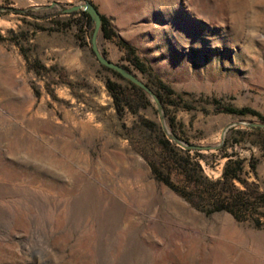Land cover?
<instances>
[{"label":"rangeland","instance_id":"rangeland-1","mask_svg":"<svg viewBox=\"0 0 264 264\" xmlns=\"http://www.w3.org/2000/svg\"><path fill=\"white\" fill-rule=\"evenodd\" d=\"M83 1L0 0V264H264V226L192 205L127 136L163 117L179 144L210 145L198 149L210 177L236 151L262 157L263 179L264 126L251 122L264 123V0H92L179 102L161 111L148 93L121 114L106 79L126 80L64 10ZM115 38L101 31L102 51L151 83Z\"/></svg>","mask_w":264,"mask_h":264},{"label":"trees","instance_id":"trees-1","mask_svg":"<svg viewBox=\"0 0 264 264\" xmlns=\"http://www.w3.org/2000/svg\"><path fill=\"white\" fill-rule=\"evenodd\" d=\"M69 13H80V20L87 27L91 42L94 28L91 15L83 9L72 10ZM102 17L103 35L109 38H114L116 35L117 38L115 39L121 47L126 49L129 59L149 76L151 83L153 82L161 87V90L160 88L157 89V93L165 105L168 101L178 104L179 102L175 99L168 100L162 92V87L168 94L174 91L173 88L155 74L151 65L147 64L136 52L134 45L115 33L109 20L103 14ZM28 59L35 65L39 73L40 67L47 68L38 57L33 59L28 57ZM102 65L118 77L126 80V83H123L112 77L106 79V85L113 96L118 113L121 114L126 109L138 112L141 106H146L151 102L150 95L143 87L124 77L117 70ZM125 66L131 69L128 65ZM148 83L151 84L150 81ZM184 105L188 108L192 107L190 104ZM226 109L240 113L250 111L258 113L250 107L236 108L229 106ZM140 122L143 127V135L139 136L134 131V127H128L127 136L133 146L145 156L153 175L158 180L170 186L192 205L206 212L227 210L239 220H247L257 227L264 226V178H260L259 171L262 157L254 153L250 156H240L236 151L223 152L222 155L227 158L224 162L222 174L217 178H212L205 173L200 160V156H204V154L199 152L198 149L179 144L159 121L141 116ZM170 122L173 126L175 125L174 116H171ZM233 139L236 141L241 140L239 137H233ZM227 142L228 139L218 148L224 149ZM193 150L198 153H193ZM247 165L250 168H247ZM250 171H253L259 180H248L246 174ZM237 181L242 185H239Z\"/></svg>","mask_w":264,"mask_h":264},{"label":"water","instance_id":"water-1","mask_svg":"<svg viewBox=\"0 0 264 264\" xmlns=\"http://www.w3.org/2000/svg\"><path fill=\"white\" fill-rule=\"evenodd\" d=\"M57 1H53L52 4L50 5H55ZM86 10L92 17V20L94 21V28L92 32V37H91V42H92V49L97 56L98 60L100 63L117 70L119 73H121L124 77L132 80L133 82L137 83L141 87H143L156 101L159 109L162 111L163 109V103L156 92V90L143 78H141L136 72H134L132 69L127 68L125 65L114 61L110 57H108L101 49L100 44H99V38L101 35L102 31V24H103V17L100 9L98 6L92 1V0H84L82 3H76L73 4L72 6L65 7V11H72V10ZM162 123L167 129V131L170 133L171 131L168 128L167 122L165 118L162 117ZM252 125L254 126H264V123L261 122H251ZM175 139L178 142H181V139L175 136ZM184 146H188L191 148H196V149H202L206 147H210V145H204V144H199V143H187L184 144Z\"/></svg>","mask_w":264,"mask_h":264}]
</instances>
